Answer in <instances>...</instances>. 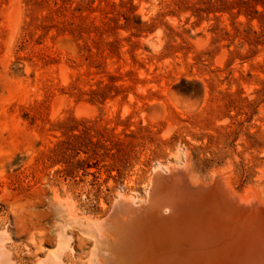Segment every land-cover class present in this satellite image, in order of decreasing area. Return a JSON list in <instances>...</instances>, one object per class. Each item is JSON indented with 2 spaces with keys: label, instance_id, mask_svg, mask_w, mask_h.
Instances as JSON below:
<instances>
[{
  "label": "rangeland",
  "instance_id": "1",
  "mask_svg": "<svg viewBox=\"0 0 264 264\" xmlns=\"http://www.w3.org/2000/svg\"><path fill=\"white\" fill-rule=\"evenodd\" d=\"M11 2L0 231L14 263L36 262L8 230L14 216L30 223L57 196L104 217L170 165L204 183L219 170L264 201V0H17L14 33Z\"/></svg>",
  "mask_w": 264,
  "mask_h": 264
},
{
  "label": "bare ground",
  "instance_id": "2",
  "mask_svg": "<svg viewBox=\"0 0 264 264\" xmlns=\"http://www.w3.org/2000/svg\"><path fill=\"white\" fill-rule=\"evenodd\" d=\"M20 16L12 0L11 33ZM223 173L204 183L170 165L156 170L144 199L119 194L104 217L54 196L46 209L27 210L30 223L14 216L8 230L35 264H264V201L233 191ZM2 234L0 264H16Z\"/></svg>",
  "mask_w": 264,
  "mask_h": 264
}]
</instances>
